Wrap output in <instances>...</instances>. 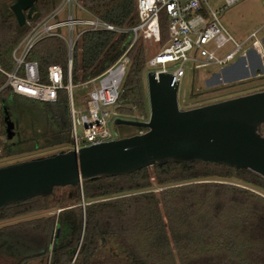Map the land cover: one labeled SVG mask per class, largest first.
I'll return each mask as SVG.
<instances>
[{"label":"trees","instance_id":"16d2710c","mask_svg":"<svg viewBox=\"0 0 264 264\" xmlns=\"http://www.w3.org/2000/svg\"><path fill=\"white\" fill-rule=\"evenodd\" d=\"M61 1L37 0V13L29 25L20 27L11 12L15 0H0V63L4 70L12 69V52L31 28ZM78 1L89 14L118 28L139 24L137 0ZM159 18L161 44L165 45L169 18L165 11ZM79 39L72 53L73 86L98 78L133 41L130 33L110 31H88ZM128 55L131 63L122 85L119 113L127 118H146L149 98L143 42L135 44ZM28 60L38 62L45 83L51 65H60L66 76L67 44L55 36L42 39ZM5 82L0 73V88ZM57 97V102L49 104L19 97L8 89L0 92L2 125L7 111L18 127L13 140H8L1 128L6 139L3 158L72 146L69 97L65 90ZM18 100L26 106L20 107ZM62 189H54L48 197L36 196L5 207L0 211V221L50 210L53 207L48 200ZM66 189L76 192L69 206L52 217L0 229V247H8L15 255L27 253L28 247L29 253L52 255L53 264H72L80 244V257L90 258L97 241L106 239L114 240L139 264H264V179L250 170L169 161Z\"/></svg>","mask_w":264,"mask_h":264},{"label":"water","instance_id":"95a60500","mask_svg":"<svg viewBox=\"0 0 264 264\" xmlns=\"http://www.w3.org/2000/svg\"><path fill=\"white\" fill-rule=\"evenodd\" d=\"M37 3L15 0L11 12L20 27L37 13ZM146 76L148 122L115 120L116 125L142 130L139 134L0 167V211L36 196L48 197L54 189L82 188L84 181L128 175L169 161L250 170L264 179V90L181 110L173 75ZM4 123L6 137L13 140L16 125L7 111Z\"/></svg>","mask_w":264,"mask_h":264},{"label":"built area","instance_id":"2783aa9c","mask_svg":"<svg viewBox=\"0 0 264 264\" xmlns=\"http://www.w3.org/2000/svg\"><path fill=\"white\" fill-rule=\"evenodd\" d=\"M226 7L240 0H223ZM62 3L42 22L31 28L28 35L13 50L12 69L6 71L0 63V73L6 82L0 92L8 89L11 93L42 103H55L58 92L65 90L69 97V114L71 116L72 149L79 151L91 145L107 143L119 139V134L111 129V124L118 118H127L119 113L121 108L122 85L125 81L131 59L130 49L138 42H150L154 46L161 44L160 13L166 12L169 18V40L161 49L153 53L146 62V73L171 74L179 84L185 76L186 69L198 70L209 66L230 64L241 52L243 44L237 43L229 35L207 0H137L139 24L131 28H118L110 23L89 14L78 0H62ZM76 10L88 15L87 19L79 18ZM65 13V19H61ZM29 25V23L27 24ZM264 28V25L262 26ZM66 29V36L62 30ZM110 31L116 34L130 33L132 44L120 58L98 78L89 80L81 86L89 87V98L83 106L77 107L73 97L71 70L72 53L79 38L85 32ZM258 31L251 38L257 37ZM50 36L64 40L68 48V71L66 76L60 65H51L47 73V83L43 82L37 61L28 60L35 45ZM250 38V39H251ZM233 49L219 57L217 53L227 45ZM259 53L264 59L263 44ZM145 73V75H146ZM264 75V72H263ZM144 122H148L143 118ZM5 137L0 125L1 144Z\"/></svg>","mask_w":264,"mask_h":264},{"label":"rangeland","instance_id":"374dc122","mask_svg":"<svg viewBox=\"0 0 264 264\" xmlns=\"http://www.w3.org/2000/svg\"><path fill=\"white\" fill-rule=\"evenodd\" d=\"M207 1L212 9L217 12L220 22L229 35H231L237 43H242L243 46L241 52L228 65L209 66L194 71L189 68L186 69L185 76L181 80L178 90V103L181 110L218 103L223 100L242 97V95L258 93L264 90V59H262L261 54L259 53L261 44H263L264 50V28H262L264 25V0H240L236 4L228 7H226L223 0ZM78 12L79 10H76L75 13ZM60 18L65 19V13H62ZM256 31H258L257 37L251 38L252 34ZM62 33L66 36L67 30L63 29ZM143 46L144 55L147 60L149 56L159 51L163 45L160 44L159 46H154L150 42H146ZM233 48V44H229L223 48L222 51L217 53V55L222 57L223 54ZM144 76V82L148 89L147 76L145 74ZM90 90L91 85L87 88L81 85L74 87L73 97L77 107L85 104L86 100L89 98ZM17 102L20 107L26 106L25 102H22L21 100H18ZM127 105L130 106L129 104ZM146 114L147 117L144 119L148 120L150 118L149 99L147 101ZM124 119L144 122L143 118L140 117L132 118L128 116V118ZM2 122L3 118L0 117L1 128L3 127V131H5V123L3 126ZM111 129L119 134V138H128L130 135L139 134L140 132V129L130 126H119L115 123L111 124ZM17 130L18 127L15 131ZM4 143L5 141L1 144L2 151L0 154V167L32 160L37 157L50 156L61 150L69 151L72 149L71 145H67L63 147H53V149L19 154L15 155V157L3 158L2 152ZM75 195L76 192L74 190L72 191L63 188L62 190L55 192L54 197L48 200V203L53 207L50 210L20 216L16 219L0 221V229L23 222L36 221V219L40 218L52 217L55 213H59L64 206H69ZM82 205L85 206L84 200ZM2 251L3 250L0 249V264L14 262V259H11L8 255L6 256ZM109 264H130V262L127 260L125 261L124 257L120 254V260H117L116 262L111 261Z\"/></svg>","mask_w":264,"mask_h":264},{"label":"flooded vegetation","instance_id":"af4514ba","mask_svg":"<svg viewBox=\"0 0 264 264\" xmlns=\"http://www.w3.org/2000/svg\"><path fill=\"white\" fill-rule=\"evenodd\" d=\"M260 130L261 135L264 136V125H262ZM80 248L81 244L77 248L78 250L75 253L72 264H75L76 261L83 262L84 260H86L85 264H109L111 261L116 262L117 260H120V254L124 257L125 261L127 260L128 262H130V264H139L136 262V260L129 257L124 249L116 245L114 240H98L97 245L94 248V254L90 258L80 257ZM0 249L3 250L2 252H4L6 256L8 255L11 259H14V262H11L9 264H53L52 255H49L47 257L43 252L39 251L29 253L28 247H26L25 249L27 253H23L21 255H15L14 252L10 251L8 247H0Z\"/></svg>","mask_w":264,"mask_h":264},{"label":"crops","instance_id":"0c3cea01","mask_svg":"<svg viewBox=\"0 0 264 264\" xmlns=\"http://www.w3.org/2000/svg\"><path fill=\"white\" fill-rule=\"evenodd\" d=\"M77 16L79 17V18H83V19H87V17H88V15H86V14H84V13H82V12H78L77 13ZM224 82V81H223ZM230 82H232V81H230ZM225 84V83H224ZM223 85V84H222Z\"/></svg>","mask_w":264,"mask_h":264}]
</instances>
